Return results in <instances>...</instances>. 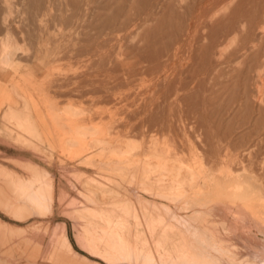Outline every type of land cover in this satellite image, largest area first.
<instances>
[{"label": "rangeland", "instance_id": "1", "mask_svg": "<svg viewBox=\"0 0 264 264\" xmlns=\"http://www.w3.org/2000/svg\"><path fill=\"white\" fill-rule=\"evenodd\" d=\"M176 166L196 182L161 187ZM245 190L264 198V0H0V264H189L185 229L229 228ZM254 228L189 237L264 264Z\"/></svg>", "mask_w": 264, "mask_h": 264}, {"label": "bare ground", "instance_id": "2", "mask_svg": "<svg viewBox=\"0 0 264 264\" xmlns=\"http://www.w3.org/2000/svg\"><path fill=\"white\" fill-rule=\"evenodd\" d=\"M226 10V9H225ZM108 149V148H107ZM110 150V149H109ZM117 161V160H116ZM127 163V162H126ZM141 162H139V164H140ZM134 165H136V163L134 164ZM138 165V164H137ZM143 165V164H142ZM139 166V165H138ZM138 166H137V168H138ZM150 166V165H149ZM122 167V166H121ZM126 167V166H125ZM134 167H136V166H134ZM144 167V166H143ZM142 167V168H143ZM148 168H150V167H148ZM167 168V167H166ZM121 169H124L123 167L121 168ZM175 169H176V173H175V175L174 176H169V177H167V175L164 173H161V176H160V178H159V180H158V183H160L159 185L161 186V187H163V188H167V189H173L174 188V186L176 185V184H178V182H179V180H180V177H183V175L185 176V181H186V184H190V183H195L196 182V178H195V176H194V174H192L191 172H189V171H183V169L181 168V167H175ZM140 170H142V169H140ZM146 170V169H145ZM139 171V170H138ZM166 171V170H165ZM142 172V171H141ZM256 172V171H255ZM139 173V172H138ZM140 174H143V173H140ZM153 178V177H152ZM167 181V182H166ZM150 182H152V181H150ZM249 182V181H248ZM153 183V182H152ZM155 183V182H154ZM145 185H147V184H145ZM192 185V184H191ZM29 186H31V185H29ZM33 186V185H32ZM31 186V187H32ZM18 187V186H17ZM21 187H22V184H21ZM31 187H29V188H31ZM207 187V186H206ZM20 188V187H19ZM137 188V187H136ZM208 188V187H207ZM254 189L256 190V188L254 187ZM39 194V193H38ZM125 194H127V193H125ZM137 194V193H136ZM160 194V193H159ZM191 194V193H190ZM211 194V193H210ZM244 194L245 195H242V196H240L239 198H237V200H236V202H235V206H230L229 208H228V210H229V212L231 213V215H232V217H230V215H229V218H232L231 219V222H230V227H229V225H228V227L229 228H227V229H225V227L224 228H222V226L221 225H218L217 224V222H215L213 219H216L218 216H212V218H211V216H210V220L208 221V222H206V216L204 217V218H202L204 221H203V226L200 228L201 230H203V231H198L199 229H194L193 230V232H191V231H189V230H187V229H185V232L187 233V235H189V236H193V237H197V235H199L201 232H202V234H205V235H208V238H210L209 236H220V235H225V237L227 236L226 234H228V235H230L231 236V239H232V237H233V235L234 234H236V233H238V231L239 230H237L236 229V222L238 221V219L240 220H243L244 222H245V225L250 229V228H253V227H255L256 229H257V231L258 232H260V233H263V235H264V198H262V197H252L251 195H249L248 194V191H246L245 190V192H244ZM32 195V194H31ZM32 196H34V195H32ZM31 196V197H32ZM43 196V195H42ZM189 196V195H188ZM30 197V196H29ZM34 198H38V197H34ZM139 198V197H138ZM194 198V197H193ZM31 199V198H30ZM128 199V198H127ZM38 200V199H37ZM90 200V199H89ZM32 201H33V199H32ZM31 201V202H32ZM102 201V200H101ZM37 202V201H36ZM46 202V201H45ZM18 204V203H17ZM33 204V203H32ZM186 204V203H185ZM201 206V205H200ZM15 208V207H14ZM33 208V207H32ZM217 208V207H216ZM36 209H37V207H36ZM192 209V208H191ZM34 210H35V208H34ZM218 210V209H217ZM209 211V210H208ZM80 212V211H79ZM194 212V211H193ZM196 212V211H195ZM200 212V211H199ZM204 212V211H203ZM192 213V212H191ZM33 214V213H32ZM175 214V213H174ZM216 214V213H215ZM203 215V214H202ZM217 215V214H216ZM180 216V215H179ZM72 220V219H71ZM228 222V221H227ZM240 222V221H239ZM242 222V221H241ZM108 223H110V222H108ZM187 224V223H186ZM229 224V223H228ZM238 224V223H237ZM244 224V223H243ZM241 225H242V223H241ZM237 226H240V225H237ZM106 227H107V225H106ZM197 227V226H196ZM199 227H200V225H199ZM242 227V226H241ZM243 227H244V225H243ZM108 228V227H107ZM106 228V229H107ZM188 228V227H187ZM238 228V227H237ZM245 228V227H244ZM254 228V229H255ZM189 229V228H188ZM192 229V228H191ZM240 229V228H239ZM246 229V228H245ZM248 229V230H249ZM241 230H243V229H241ZM247 230V231H248ZM105 232V231H104ZM106 232H108L107 233V235H109L108 236V239L109 240H107V242L108 243H112L111 244V246L112 247H114V249H116V246L118 245V247H119V252L121 251V249H123V248H125V249H123L122 250V254L123 255H128V257H129V252H130V250L129 249H131V248H129L130 246H126V245H122V243H124L123 241L124 240H122V239H119L115 234H114V232L112 231V232H110V231H106ZM240 232H242V231H240ZM245 232V231H244ZM243 232V233H244ZM250 232H252V230L250 231ZM248 233V232H247ZM240 234V233H239ZM248 234H251L252 235V233H248ZM254 234V233H253ZM259 234V233H258ZM201 235V234H200ZM254 235H256V234H254ZM115 236V237H114ZM189 236H187L186 238H183V239H181V240H179L178 242H179V247H181L182 249H183V253L184 254H182V255H180V256H178V257H182V259L184 258H186V262H187V260L189 259V264H211L213 261H215V259H213V261L210 263L209 262V260H208V255H209V253H208V255H206L207 254V251H206V253H205V245H206V243L208 242H206L205 243V245L203 244L202 245V249H200L198 246H196V245H194L191 241L193 240V239H191V237H189ZM244 236H247V235H245L244 234ZM205 237H207V236H205ZM229 237V236H228ZM241 237V236H240ZM243 237V236H242ZM242 237H241V239H242ZM249 237H250V235H249ZM253 237L254 236H252V237H250V238H252V240H253ZM190 238V239H189ZM227 238V237H226ZM235 238H236V236H235ZM243 238H245V237H243ZM247 238V237H246ZM250 238H249V241H250ZM212 239H214L213 237H212ZM225 239V238H224ZM239 239V238H238ZM254 239L256 240V236L254 237ZM258 239V238H257ZM260 239V238H259ZM258 239V240H259ZM196 240H198V243L199 242H204V241H202L203 240V238H201V239H196ZM195 240V242H197ZM244 240V239H243ZM246 240H248V239H246ZM246 240H245V243H246ZM255 240H253V242L255 241ZM260 240H262V239H260ZM260 240H259V242H260ZM194 241V240H193ZM213 241V240H212ZM212 241H210V243H212ZM215 241V240H214ZM228 241V240H227ZM233 241H234V239H233ZM242 241V240H241ZM249 241H247V243H248V245H249ZM257 241V240H256ZM219 242V241H218ZM217 242V243H218ZM235 242V241H234ZM239 242H240V240H239ZM244 242V241H243ZM252 242V241H251ZM258 242V243H259ZM215 243V242H214ZM227 243V242H226ZM257 243V242H256ZM177 244V243H176ZM196 244V243H195ZM201 244V243H200ZM219 244H220V246L222 245L220 242H219ZM232 244V243H231ZM230 244V245H231ZM237 244V243H236ZM244 244V243H243ZM252 244V243H251ZM212 245H213V243H212ZM216 246H217V244H215ZM224 245V244H223ZM229 244L227 243V245H225L226 246V248L227 247H230V246H228ZM247 245V244H246ZM247 245V246H248ZM258 245H260V244H258ZM215 246V247H216ZM233 246V245H232ZM246 246V247H247ZM256 246H257V244H256ZM261 246V245H260ZM259 246V247H260ZM35 247V246H34ZM222 247V246H221ZM236 247V246H235ZM251 247V249H253L254 247L253 246H249V248ZM253 247V248H252ZM258 247V246H257ZM262 247V246H261ZM211 249H212V247H210ZM237 248V247H236ZM248 248V249H249ZM208 249H209V247H208ZM220 249V248H219ZM231 249H234L233 247L231 248ZM176 250H177V248H176ZM210 250V249H209ZM214 250V249H213ZM229 250V249H228ZM250 250V249H249ZM221 251V250H220ZM223 251V250H222ZM236 250H234V251H232V252H235ZM247 251V250H246ZM253 251V250H252ZM251 251V252H252ZM257 251V250H256ZM259 251V250H258ZM263 251V250H262ZM212 251H210V253H211ZM214 252V251H213ZM226 252V251H225ZM229 252H231V251H229ZM237 252V251H236ZM239 252V251H238ZM237 252V253H238ZM264 252V251H263ZM218 253V252H217ZM216 253V254H217ZM220 253V252H219ZM222 253V252H221ZM224 253V252H223ZM222 253V254H223ZM228 253V252H227ZM247 253H248V251H247ZM254 253V252H253ZM258 253V252H257ZM256 253V254H257ZM260 253V252H259ZM130 254H131V252H130ZM133 254V253H132ZM213 254V253H212ZM221 254V255H222ZM225 255V257H226V253H224ZM239 254V253H238ZM241 254H243V253H241ZM252 254V253H251ZM178 255V254H177ZM258 255V254H257ZM257 255H256V257H257ZM115 256V255H114ZM209 256H212L211 254L209 255ZM215 256V255H214ZM214 256H212V258H214ZM249 256H250V254H249ZM261 256H262V253H261ZM260 256V257H261ZM229 257H230V261H232V263H234L233 261H235L237 258H235V256H234V254L233 253H230L229 254ZM209 258H211V257H209ZM211 258V259H212ZM216 258V257H215ZM220 258V257H219ZM219 258H217L218 260H219ZM253 257L251 256V259H252ZM258 258V257H257ZM262 258H264V256L262 257ZM93 259V258H92ZM254 259V258H253ZM259 259V258H258ZM226 260H227V258H226ZM255 260V259H254ZM185 261V260H184ZM229 261V262H230ZM240 261V260H239ZM242 261V260H241ZM253 261V260H252ZM215 262H217V261H215ZM220 262H222V261H220ZM219 262V263H220ZM228 262V261H227ZM236 262H237V260H236ZM256 262V261H255ZM254 262V263H255ZM223 263H225V261L223 262ZM232 263H230V264H232ZM213 264H216V263H213ZM222 264V263H221ZM225 264H227V263H225ZM250 264H252L251 262H250ZM259 264V263H258Z\"/></svg>", "mask_w": 264, "mask_h": 264}]
</instances>
